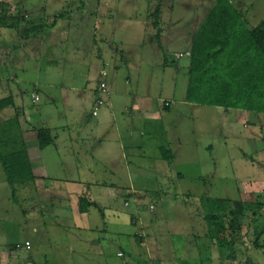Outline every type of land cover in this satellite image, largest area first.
Listing matches in <instances>:
<instances>
[{
	"label": "rangeland",
	"instance_id": "374dc122",
	"mask_svg": "<svg viewBox=\"0 0 264 264\" xmlns=\"http://www.w3.org/2000/svg\"><path fill=\"white\" fill-rule=\"evenodd\" d=\"M11 1L0 0V4H7L9 9V4H16ZM68 1L69 4L66 5L64 0H26L25 6L30 12L34 8L41 10V7L47 5L48 9L56 7L55 10L63 11L72 8L73 2L77 3V0ZM80 1H83V5L75 3L74 6L86 8L87 19L90 18L84 22V31H80L73 21L71 36L65 38L59 35L58 46L52 47L50 52H26L29 55L26 56L27 59H36L41 64L43 73L40 77L33 75L32 69L27 66L30 74L26 75L24 82L14 84L15 77L10 79L6 67H0V79L3 82L0 101L9 96L16 99V106L0 112V154L5 156L23 149L24 124L25 121L30 122L22 112V95H25V107L32 112H41L42 119L47 120L50 114L48 112L54 106L49 98L52 94L60 98L62 86H68V81L62 76L63 72L81 74L73 84L76 87H87L86 82L90 80V87H93L96 84L93 79L94 63H86V57L90 59L95 55L98 58L99 53L102 55L104 50L111 48L122 56L123 53L131 55L128 60L131 71L124 72L123 81L130 78L131 88L134 87L135 65L140 63L141 70H136L140 93L163 99L159 101L161 106H168V101L174 103L166 125L171 130V135L179 134L181 138L182 148L179 149L176 168L184 173V178L171 180L156 174V159L160 154L153 148L142 150L139 161L126 153L128 158L122 157L112 165L89 162L84 158L76 162L69 155L72 151L71 141L67 143L65 140L61 143V152L55 157V165L51 164L49 158L45 159L44 166L48 173L53 171L55 175L61 174L63 169L62 177H83L90 183L92 178L98 179L102 175L109 187L121 190L114 198L102 194L103 196H96L95 200L104 209L105 221L117 223L118 230L122 233L133 227L131 223L134 217L140 221L135 198L124 191L132 186L147 191L146 195L139 196L138 199L143 202L147 212L149 209L155 211L153 215L148 214L152 219L145 217L142 221L145 219L156 222L160 232L167 230L168 223H174L178 226L186 225L193 231L202 230L214 235L226 232L231 234L228 220L218 216V202H243L247 208L241 222L242 230L236 229V235L230 236L235 245L234 262L264 264V165L259 163L263 162L261 157L253 156L256 150L251 144V139H255L257 135L259 138L254 142L264 149L263 122L261 127L259 125V128L253 129L235 110L197 105L187 100L192 98L193 101H203L209 97L197 88L198 83H194V91L188 95L191 58L186 53L190 50L192 52L193 37L218 0H103V5L98 3L102 0H90V3L87 0ZM232 2L249 26L253 27L264 21V0ZM158 9H161L160 27L155 29L153 19L149 17ZM13 12L14 9L7 10L6 13ZM28 13L25 12V16ZM139 49L140 52L143 51L142 57L138 54ZM22 55H25V51L18 52V56ZM14 61L17 62L12 60ZM166 61L169 63L164 67ZM1 62L3 60L0 59V64ZM57 65L60 69H57ZM114 67L113 65L111 68L113 76ZM21 74H17L18 80L23 79ZM83 76L85 79L81 78ZM35 83L38 85L35 86ZM42 83L46 84V88ZM37 96L41 101L34 104ZM43 107L47 109L41 110ZM55 109L64 113L62 102L57 101ZM89 114L90 109L87 110V117ZM60 139L62 140V136ZM146 143L153 144L154 140L145 138L144 144ZM101 152L102 148L99 154ZM252 157L255 162L251 160ZM80 168L85 171L89 169L95 176L80 173ZM109 170L114 172V178ZM54 184L56 187L53 190L64 188L62 182L58 186L56 182ZM37 188L41 186L38 187L35 182L23 185L19 181L12 185L0 163L1 263L12 264L16 260L15 264H18L19 259H29L33 264H99L97 258L85 252L88 244L78 240L76 230L70 228L72 212H68L70 217L68 216L67 223L60 219L63 215L60 209L67 203L64 200L52 202L51 195L44 196L41 190L36 191ZM53 190L51 194L55 196ZM86 199L90 200L89 197ZM50 202L55 203L54 211L49 207ZM97 214L93 213L92 216L96 217ZM80 237L83 238L82 232ZM245 242L247 249H244ZM27 243L30 248L26 247ZM216 243L221 245L219 240Z\"/></svg>",
	"mask_w": 264,
	"mask_h": 264
},
{
	"label": "crops",
	"instance_id": "0c3cea01",
	"mask_svg": "<svg viewBox=\"0 0 264 264\" xmlns=\"http://www.w3.org/2000/svg\"><path fill=\"white\" fill-rule=\"evenodd\" d=\"M25 1L12 0L11 3L15 2L16 4H9V9L7 4H0L2 8L0 9V18H2L0 25V59L3 60L0 67H6V73L8 77L10 76V79L15 77L14 80L12 79L14 84L24 82L26 75L30 74L27 66L32 69L33 75L40 77L43 73L41 64L36 59H27L29 55L26 52H50L52 47L58 46L59 41L57 38L59 35H63L65 38L71 36L73 21L76 22L75 26L80 31H84L86 29L84 22L90 19H87L86 8L82 9L74 6L76 2H71L73 7L63 9V11L55 10L56 7L55 9H48L47 5L41 7V10H39L40 8H34V11L30 12L26 9ZM87 2L90 3V0H87ZM98 3L103 5L104 1ZM64 4L68 5L69 1L64 0ZM76 4L83 5V1L77 0ZM12 9H14L13 13H6L7 10ZM25 12L29 13L25 16ZM83 34L82 36H84ZM81 39L83 38L81 37ZM23 51H25V55L18 56V52ZM138 54L142 57L143 51L140 52L139 49ZM188 54H191V50L186 53V55ZM98 55V58L95 55L90 57L92 61L87 57L83 58L86 63L89 62L91 65L94 63L92 65V67L94 66L93 79L96 84L93 87H90L91 80L86 82L87 87H76L73 84L77 82V78L81 74L72 71L63 72L62 76L64 75L65 81H68V86L63 87L61 85L63 93L60 98L55 97L54 94L49 98L54 106L53 109L49 110L48 113L50 114L47 120L42 119L41 112H32V110L27 109L25 107V95H22V112L30 122L25 121L24 124L25 140L22 147L27 152L32 166L34 182L38 187L41 186L36 191L41 190V194L44 196L51 195L53 197L52 202L64 200L67 203L65 207L62 206L60 209V212L63 213L60 219L63 223H67L66 221L70 217L68 212H72L73 218H70V221L72 220L70 228L76 230L75 235L78 240L88 244V249L85 252H88L89 256L97 258L99 264H237L234 262L235 256L233 254L235 245L230 239L232 234H228V232L214 235L212 232L193 231L186 225L180 224L178 226L174 223L165 224L167 230L160 232L156 222L145 219L142 221L145 217L151 218L148 217V214L153 215L155 211V209L153 211L149 209L147 212L145 205L142 204L143 202L138 199L139 196L146 195L147 191L144 189L138 190L132 186L129 190H124L128 196L135 198L140 221L134 217L131 223L133 227L130 226L131 228H128V231H125L126 233H122L118 230L117 223L105 221L104 209L95 200L96 196H103L102 194H105L108 198H114L118 196L121 190H116L114 186L109 187L102 175L98 179L92 178L90 183L88 179L83 177H71V179L68 175L65 178L62 177L63 169L61 174L55 175L53 171L51 174L48 173L44 166L45 159L49 158L51 164L55 165V157L61 152L63 148L61 143L65 140L67 143L71 141L72 151L69 155L76 162L84 158L89 162H102V164L104 162V164L112 165L120 158L126 159L128 156H132L136 161H139L142 158V150H152L153 148L160 154L156 159L158 168L155 171L156 174L165 178L169 177L171 180L184 178V173L176 168L180 156L179 149L182 148L181 138L179 134H176V136L171 135V130L166 125L174 103L168 101V106H161L159 101L163 99L140 93L139 78L138 75L136 76L137 71L141 70L140 63L135 65L137 71H134V87L131 88L132 80L130 78L123 81L124 72L131 71L128 67V60H130L131 55L128 56L123 53L122 56L112 48L110 50L106 49L102 55L101 53ZM188 57L191 58V56ZM12 60H17V62H12ZM168 63L166 61L163 66L167 67ZM113 65L115 66L114 76L111 72ZM56 67L60 69L58 65ZM103 72L108 74L106 80L108 95L104 98L105 105L103 109L100 108L98 116L95 117L93 114L96 110V101L99 98L97 94ZM17 74H21L23 79L18 80ZM84 77L81 78L85 79ZM2 83L0 79V87ZM70 83L72 84L71 87L69 86ZM42 84L46 88V84ZM37 85L38 83H35V86ZM7 99H11L13 101L12 106H16L14 97L9 96L5 100ZM40 101L39 96H37L34 104ZM57 101L62 102L64 113L55 109ZM10 107L0 112L7 111ZM46 107L41 108V110L48 108ZM89 109L90 114L87 117L86 113ZM236 112L244 117L247 124L253 126V129L259 128V125L261 127L263 115L247 111ZM41 129L49 130L54 138L53 145L45 150L40 149L38 141L37 131ZM61 136L62 140L60 139ZM255 137V139H251V144L254 145L253 147L256 150L253 156L261 157L263 162L259 161V163L264 165V149L254 142L259 138L257 135ZM145 138L154 140V143L144 144ZM101 148L103 152L99 154ZM165 152L173 158L172 162H168L164 158ZM126 153H129V155L127 156ZM66 157H68L67 153ZM251 160L255 162L253 157ZM76 164H79V162ZM137 165L145 171L140 164L137 163ZM89 169L85 171L80 168V173H90L94 177V173ZM109 172L114 178V172L110 170ZM54 182L57 186L58 183L62 182L64 188L53 190L56 187ZM52 190L56 193L55 196L51 194ZM83 197H89L100 209L91 208L89 212L81 213L80 200ZM52 202H50L49 207H52L51 211H54L55 203ZM93 213L98 214L93 217ZM111 226L113 227L111 228ZM169 227H171V230ZM81 232L83 238L80 237ZM217 240L221 242L220 246L216 243ZM26 247L30 248L31 246L27 243ZM257 247L254 246V248ZM245 248L246 242L244 244ZM70 251L73 250L70 249ZM120 254H123V257H120ZM17 261H19L18 264H33L30 263L29 259L21 261L19 259ZM15 263L16 260L12 264ZM0 264H2L1 260Z\"/></svg>",
	"mask_w": 264,
	"mask_h": 264
},
{
	"label": "trees",
	"instance_id": "16d2710c",
	"mask_svg": "<svg viewBox=\"0 0 264 264\" xmlns=\"http://www.w3.org/2000/svg\"><path fill=\"white\" fill-rule=\"evenodd\" d=\"M160 17L161 9L149 17L153 19L155 29L160 27ZM190 56L191 82L188 95L194 91V83H198L197 88L209 97L203 101L187 98L189 102L264 116V21L256 27L249 26L232 0H218L193 37ZM12 105L11 99L0 101V111ZM262 122L264 125V117ZM37 135L41 150L53 145L54 138L49 130H38ZM164 158L168 162L173 160L167 152ZM0 163L12 185L19 181L23 185L34 182L25 149L5 156L0 154ZM218 207V216L228 220L231 234L236 235V229L242 230L246 204L219 201ZM91 208L100 209L95 202L86 197L81 198V213H87Z\"/></svg>",
	"mask_w": 264,
	"mask_h": 264
},
{
	"label": "built area",
	"instance_id": "2783aa9c",
	"mask_svg": "<svg viewBox=\"0 0 264 264\" xmlns=\"http://www.w3.org/2000/svg\"><path fill=\"white\" fill-rule=\"evenodd\" d=\"M107 77L108 74L106 72H103L101 74L99 88H98V95L100 97L96 101V110L93 114L95 117L98 116V110L105 105L104 97L108 95V85L106 83ZM119 256L123 257V254H120Z\"/></svg>",
	"mask_w": 264,
	"mask_h": 264
}]
</instances>
